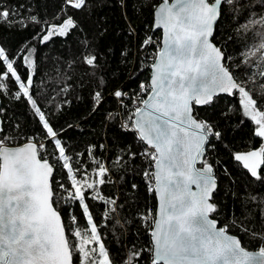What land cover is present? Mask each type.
I'll return each instance as SVG.
<instances>
[{"label": "snow or ice", "instance_id": "6c2138e0", "mask_svg": "<svg viewBox=\"0 0 264 264\" xmlns=\"http://www.w3.org/2000/svg\"><path fill=\"white\" fill-rule=\"evenodd\" d=\"M95 2L60 0L58 12L49 21L39 18L30 5L0 0V29L4 31L39 26L32 39L40 45L54 38L75 37V52L67 62L64 79L72 81L78 70L81 86L85 80L96 81L93 111L105 103L104 76L97 77V73L106 67L101 60L107 52L102 53L98 43L106 29H90L77 14L88 11ZM149 6L154 29H162L163 44L149 65L150 80L131 95L120 88L109 94L117 104L107 114L109 122L131 134L142 149L134 152L129 145L116 157L115 165L122 173L119 179L137 157L142 158L147 165L142 172L147 191L157 200L154 212L149 209L139 215L147 243L128 246L121 264H264V198L248 194L245 203L255 204L259 213L253 217L251 210L242 211L240 217L218 226L214 214L220 211L216 202L221 192L220 173L229 179L232 173L218 167L220 161L210 158L209 153L216 151V142L224 144L225 133L211 116L200 118L197 111L216 107L220 94L239 93L242 115L254 123L253 136L260 143L247 152L233 153L232 159L246 170L249 183L264 187V0H159ZM226 13L245 19L238 33L259 30L258 43L245 51L236 65L239 68L252 62L255 66L256 71L250 69L244 80L234 75L228 63L231 57L214 42L218 21ZM154 43L147 37L141 47ZM35 53L30 42L16 54L0 43V96L26 102L38 117L43 134L42 138L26 137L23 144L10 147L17 136L5 134L4 120L0 119V264H115L87 200L103 202L107 219L118 213L123 207L119 198L105 197L100 190V186L114 183L110 177L116 169L94 154L97 148L105 150V144L89 146L87 155L94 165L91 171L87 165L80 167L79 160L74 167L60 132L34 96ZM21 66L26 68L23 75L18 71ZM70 87V83L65 84L57 95L67 94ZM4 112L0 106V116ZM221 116L228 118L226 112ZM19 127L14 126L16 130ZM48 144L52 145L51 153ZM57 165L66 170L68 186L55 181ZM130 187L137 189L135 183ZM60 201L78 204L84 227L74 213L69 214L66 225L57 206ZM251 224L260 225L261 230L249 227ZM233 228L257 241L258 250L249 251L241 236L232 234Z\"/></svg>", "mask_w": 264, "mask_h": 264}, {"label": "trees", "instance_id": "16d2710c", "mask_svg": "<svg viewBox=\"0 0 264 264\" xmlns=\"http://www.w3.org/2000/svg\"><path fill=\"white\" fill-rule=\"evenodd\" d=\"M10 2L13 5L19 3L30 5L39 18L49 21L58 12L60 5V0H10ZM122 2L124 7H121ZM153 3H159V0H96L95 3L90 4L88 11L77 14L90 29L94 26L106 29L103 37L98 40L102 53L107 52V56L101 60V64L106 63V67H102L97 73V77L104 76L105 103L96 111H93L92 102L96 81L85 80L81 86L78 70L72 81L64 79V74L68 71L67 62L72 60L75 52V37H69L67 40L54 38L47 45H40L32 39V36L39 31V26L33 25L23 31L0 29V43L8 47L13 54L18 53L27 42L35 46L37 74L33 78L34 96L55 129L60 132L67 154L73 158L74 167L79 160L80 167L87 165L88 170L91 171L94 165L87 155L89 146L106 145L105 150L97 148L94 154L106 166L116 170L110 177L114 183L100 186V190L105 197H118V202L123 207L111 219H107L104 217L107 206L103 202L89 198L87 203L98 224L103 243L115 264H121V259L128 252V246L132 244L142 246L147 243L148 235L141 226L139 215L149 209L153 212L156 210V198L147 191L142 175L143 169L147 167L142 158L137 157L133 167L123 173L122 180L119 179L122 173L115 165L116 157L123 155L122 150L129 145L134 152L142 149L131 134L122 132L115 122H109L107 118L108 112L117 107L115 99L109 95L114 89H123L131 95L139 90L142 82H148L151 73L149 65L152 63L156 47L151 44L142 48L141 44L147 37L152 39L158 37L160 40V32L153 29V10L149 6ZM259 12L260 10L257 9V18ZM244 22V18H233L231 13H226L218 21L214 41L231 57L229 66L239 80L246 79L250 69L252 72L256 71L252 62L249 65L240 64L239 68L236 65L240 63L243 53L259 41V36L256 34L258 29L247 33L237 32L238 26ZM108 49H111V52H108ZM124 52H127L126 56L122 55ZM18 71L23 75L26 68L21 66ZM68 83L71 84L68 93L57 95ZM12 90H15L14 87ZM0 100L1 106L5 109L3 116H0L4 120L5 134L17 136V140L10 145H20L25 142L26 137L33 135L42 138L38 117L33 114V110L26 102L15 101L11 96H0ZM64 100L70 103L63 104ZM261 110H264V107ZM197 111L200 118L211 116L216 123L222 125L219 130L225 133L224 144L216 142V151L209 153L210 158L220 161L218 167H226L232 173L231 179L225 178L220 173L221 192L216 197L220 211L219 215L214 214L219 221L218 225L222 226L229 220L240 217L242 211L251 210L255 217L259 213V207L255 204H246L245 201L250 193L264 198V187L257 182L249 183L246 170L232 159L233 153L247 152L258 147L260 143L259 138L253 136L254 123L242 115L239 93L235 92L231 96L220 95L216 100V107H207L206 110L198 108ZM221 112H226L228 118L221 116ZM17 124L20 126L19 130L14 128ZM41 142L47 143L44 140ZM51 151L52 145L48 144V152ZM49 160L55 163L51 156ZM54 178L65 186L70 183L66 170H61L59 165ZM133 183L137 185L136 190L130 187ZM57 206L66 225L70 223L69 214L74 213L78 217L79 225L84 227L85 219L78 204L68 205L60 201ZM116 221H119V224ZM249 227H254L257 231L261 230L258 224H251ZM231 231L232 234L241 236L248 250H258L257 241H252L249 237L238 233L235 228Z\"/></svg>", "mask_w": 264, "mask_h": 264}, {"label": "water", "instance_id": "95a60500", "mask_svg": "<svg viewBox=\"0 0 264 264\" xmlns=\"http://www.w3.org/2000/svg\"><path fill=\"white\" fill-rule=\"evenodd\" d=\"M153 25H154V22H153ZM153 29H154V26H153ZM154 30H157V31H159L160 32V38H161V45H160V47H162L163 46V44H162V29H154ZM150 76H151V73H150ZM150 76H149V79H148V81L150 80ZM235 93V92H234ZM233 93V94H234ZM232 94V95H233ZM220 95H227V96H231V95H228V94H220ZM0 106H1V100H0ZM0 119H1V117H0ZM23 144V143H22ZM21 145V144H20ZM10 147H16V146H18V145H9ZM156 207H157V200H156ZM219 226V225H218ZM249 251H253V250H249ZM255 251H257V250H255Z\"/></svg>", "mask_w": 264, "mask_h": 264}, {"label": "built area", "instance_id": "2783aa9c", "mask_svg": "<svg viewBox=\"0 0 264 264\" xmlns=\"http://www.w3.org/2000/svg\"><path fill=\"white\" fill-rule=\"evenodd\" d=\"M154 41H156V43H154V46L156 47V50L160 47V40L158 37L153 38Z\"/></svg>", "mask_w": 264, "mask_h": 264}]
</instances>
